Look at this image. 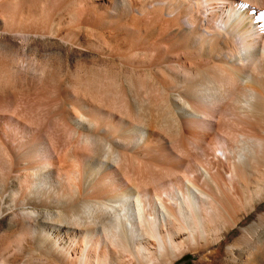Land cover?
Masks as SVG:
<instances>
[{"label":"bare ground","instance_id":"1","mask_svg":"<svg viewBox=\"0 0 264 264\" xmlns=\"http://www.w3.org/2000/svg\"><path fill=\"white\" fill-rule=\"evenodd\" d=\"M65 1L66 20L11 19L0 44V96L49 102L22 127L0 107L19 133L0 137V192L17 168L4 211L31 218L6 216L15 249L27 240L44 264H264V0ZM37 38L54 39L53 62ZM53 146L57 165L42 159Z\"/></svg>","mask_w":264,"mask_h":264},{"label":"rangeland","instance_id":"2","mask_svg":"<svg viewBox=\"0 0 264 264\" xmlns=\"http://www.w3.org/2000/svg\"><path fill=\"white\" fill-rule=\"evenodd\" d=\"M234 1L237 3L240 2L239 0L238 1L233 0V2ZM85 2H87L88 6H91V4H92V6H99L100 8H105L106 5H108L107 4L108 0H101V1L86 0ZM66 5L67 4H66L65 0H0V44H7L8 42H10L9 37H8L9 35L6 33V31L8 29L7 25L11 24V21H12L11 19L18 20V18H23L27 22V24H29V25L34 24L36 21L38 22L39 20H46V23L50 22L52 19L66 20L67 19V12H66L67 6ZM189 6H190V8H189ZM187 9H188V11H190L191 9L193 10V8L191 7V5H189V3L187 6ZM9 21H10V23H9ZM42 27H43V25H42ZM53 41H54V39H52V38H46L45 40H41V39L37 38L36 42L31 43V48L38 50V53L36 55V57L38 59H43L44 61L49 62V63L51 62V60L53 62V58H52L53 56L52 57L49 56V53L51 51L58 49V45L53 43ZM16 48L20 49L18 44H16ZM61 52H62V58L60 60L61 62H59V63H60V66L62 65L61 66L62 69H64L66 62H67L68 53L64 47H62ZM30 94H32V92L16 95L14 97L11 96L14 102L11 101L10 98L8 97L9 101L11 102L10 104L7 100L8 98L6 99L4 96H0L1 97L0 98V107H3V109L5 106H6L5 109L8 107L7 108L8 109L7 114L10 113V115H14V117H16L19 120L17 125H19L20 127H22L24 123L29 124V125L34 124L37 121V119H38L37 122L39 123L40 121H42L41 119H44V117L46 116L45 110L47 111L46 108L48 107L49 102L47 104V100L40 97L39 94H36V93L33 95H30ZM46 105H47V107H46ZM110 106H113V104H111ZM42 115H44V116H42ZM4 117L5 116L3 115L2 118H4ZM41 117H43V118H41ZM5 119H7V120L11 119L10 123L4 121ZM5 119L0 120V137H2L8 143L10 142L11 145L14 146L18 142L19 133L17 132L16 125H13L14 119L9 115L7 117H5ZM11 124L15 128H13V126ZM230 124H232V123H230L227 120V121H225L224 126L227 127V126H230ZM235 127L238 129H241L244 127V124H242L240 122L238 124L235 123ZM9 137L11 139H9ZM195 137L196 136H193V134L188 135V139L186 140L184 146H186V147L190 146L189 142L193 141L195 139ZM50 147H52V146H50ZM50 147H48L45 150L42 159L44 161L47 160L46 162H48L52 165H57L60 163L58 155H57L58 151H59L58 149L60 148V146H56V147L53 146L55 148V150H53V148H50ZM56 148H57V151H56ZM101 148L103 149V145H100L98 147L99 151L102 150ZM139 151L140 152H138V153L139 154L141 153L140 155H142V156L144 155L143 158L148 159L149 161H152V159L155 158L154 160L157 159L156 161L159 160V162H162L163 164L167 162L166 160H163V157L161 158V156L158 155V153H156L155 155L148 154L149 153L148 147H144ZM163 161H165V162H163ZM38 162L39 161H35L33 164H36ZM174 162L177 163V161H173L171 163L168 162V164L174 165L175 164ZM175 165H178V163ZM11 167H12V169L10 168L8 170H5V177L7 179L9 178L8 179L9 181L5 185L6 186L5 191L0 192V212L2 213V211H3V214L0 215L1 216L0 217V257L7 254L8 259L10 261H13V264H18L19 261L24 260V259H25V261H28V262L29 261L30 262H34V261L39 262L40 261L41 264H44L43 260L39 259L37 256H35V255L29 256V253H31V251L29 250L30 248L28 245L30 243L27 240L24 241L23 244H25V245H24L21 252H18L15 249V247L12 245L17 231H15L13 234L7 230L6 216L9 214L15 213L16 215H19V217H21L22 219H25L26 222L30 221L31 218L27 214H24V212L26 210H24L21 207H17V208L15 207V209H12L11 212H10V210L4 211L5 209H7V204H6L7 199H8V191L7 190H9V189L13 188L15 185H17V181L15 179V174H14V173H17V168L15 170V167H13V166H11ZM182 169L187 170V165L185 163L183 164ZM8 172H10V173L8 174ZM154 172L152 171L147 176H149V177L155 176ZM12 174L14 176H11ZM13 179H14V181H13ZM70 182H73V181H70ZM5 213H7V214H5ZM41 217H43V214H41ZM19 220H21V219H19ZM262 225H263V227H262ZM262 225L257 228V236L259 238L261 237L260 238L261 241H264V224H262ZM197 258L198 257L196 255L191 254L189 252L186 254L185 258H183L178 264H194L195 260H197ZM220 260H222V256H221V254L218 253L213 258V261L218 262Z\"/></svg>","mask_w":264,"mask_h":264}]
</instances>
